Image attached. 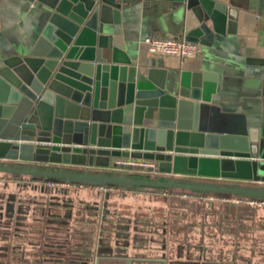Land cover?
<instances>
[{
	"label": "water",
	"instance_id": "1",
	"mask_svg": "<svg viewBox=\"0 0 264 264\" xmlns=\"http://www.w3.org/2000/svg\"><path fill=\"white\" fill-rule=\"evenodd\" d=\"M33 1L25 42H0L1 175L264 200V79L253 108L229 111L207 63L158 76L116 47L117 0ZM176 1L198 22L185 40L233 31L236 0ZM117 156L157 173L112 169Z\"/></svg>",
	"mask_w": 264,
	"mask_h": 264
},
{
	"label": "crops",
	"instance_id": "2",
	"mask_svg": "<svg viewBox=\"0 0 264 264\" xmlns=\"http://www.w3.org/2000/svg\"><path fill=\"white\" fill-rule=\"evenodd\" d=\"M117 1L121 4L120 15L118 22L113 25L112 41L124 54L133 59V63L140 70L146 71L151 68L158 72L155 75H162L163 72H167L169 75L178 74L180 70L201 69V64L207 63V67L218 74L217 96L220 94L225 99L227 106L225 109L243 114L254 107L256 104L254 94L261 90L264 79V0H236L240 7L233 31L226 32L219 45L205 46L201 44L202 54L185 60L174 55H152L148 53L144 41L148 36L183 39L185 33L198 24L194 14L185 8L184 3L176 0ZM241 3L247 5V8L244 9ZM33 6V0H0L1 43L4 42L13 46V44L25 42L35 20ZM211 59H216L217 64L214 65L213 62L210 64ZM112 160L111 158L110 164ZM165 196H169L168 198L174 201V195L166 193ZM211 197L212 195L208 198ZM131 200L132 196H125L121 204H129ZM10 201L13 202V205L8 208L9 217L3 207L1 208L2 212L0 211V264H33L35 253L47 251V246L43 242H47L44 236L48 235V222H45L47 220L46 213H48V189L46 186L42 187L40 179L20 176L8 177L0 183V202L4 205ZM231 201L230 208L236 214L239 211L241 213L248 212L250 209L247 202L236 203L233 198ZM93 204L96 207L99 205L97 202ZM101 204L103 203L101 202ZM242 204L249 205V207L243 208L241 207ZM107 205L111 208L114 205L121 208L118 203L113 201L108 202ZM194 205L189 206L188 210L199 211L201 205ZM95 206L91 208L95 210ZM148 206L149 209H153L157 205L150 203ZM166 206L167 210L177 213L176 216L172 217L171 222L178 223V219H181L179 211L183 205L171 202L167 203ZM28 207L29 211L25 214L26 218L20 221L17 214H21L23 209ZM186 210L183 209L182 212L184 213ZM43 216L45 217L42 218ZM168 225L170 224H157V226L151 224L153 228H144L133 219L129 231L130 238L135 237L136 233H150L152 234L150 242L160 241L157 238L162 236L161 231L172 236L170 235L171 230L165 231L163 229L164 226L168 227ZM186 226L190 227L191 224H186ZM168 229L170 228L168 227ZM208 236L211 239V235L208 233L201 236L206 238V247L201 249L199 246L198 252L192 249L177 252L174 248V238L173 240L171 237V240L168 238L166 243L171 241V252L162 253L166 257L163 259L164 264H242V261L236 260L234 254H228L226 258L218 259V255L222 257L223 253H214L209 246L210 239ZM185 238L191 242L187 234H185ZM251 238L253 239L254 236L245 240L250 242ZM228 239L225 238L226 241H224L227 246L229 245ZM131 240L137 239L131 238ZM261 241L263 240L256 239V242L253 240V248L254 245H259ZM136 243L141 244L140 241ZM240 243L244 248L248 247L244 242L240 241ZM149 248L140 253L135 248L131 251V247H128L125 253H103L99 251L100 253L94 254V260L91 264H161L157 253H145V251L154 250L152 247ZM225 250L229 251L227 248L223 249V251ZM242 252L245 253V249ZM240 254L242 255V253ZM99 257L100 260L97 261ZM57 258L56 264H87L85 262L86 256L83 253H76V256L71 258L72 260L64 257ZM186 258L191 260L183 261Z\"/></svg>",
	"mask_w": 264,
	"mask_h": 264
},
{
	"label": "trees",
	"instance_id": "3",
	"mask_svg": "<svg viewBox=\"0 0 264 264\" xmlns=\"http://www.w3.org/2000/svg\"><path fill=\"white\" fill-rule=\"evenodd\" d=\"M40 183L42 187H48V213H46L47 220H45V222H48V235L44 236L47 242H43V244L47 246V251L35 253L33 264H56L57 257L71 259L76 256V253H68V251L63 250L71 244L73 232H80L79 235L81 234L83 240H85V238L88 239L87 247H85L88 253H83L86 256L85 262L87 264L92 263L95 253H125L127 248L130 247L132 240L130 237L126 238V235L130 236L129 231L131 222L133 219H137L135 217L130 218L127 215H121L119 218L121 222L114 220L117 219V217L114 218L111 216V210L115 209L116 206H112L113 208L109 207L107 205L109 201L106 198L111 194H116L119 198L112 196L111 199L114 198L113 202L120 203L123 201L126 193L140 189L113 186V190H102L97 188L98 185H80L81 183H75L74 186L69 187H60L56 185L54 181L42 179H40ZM144 191L151 194H162V198L165 199L169 197L165 196L166 193L172 194L175 198L174 201L170 200V203H181L187 209L189 206H195L194 204H200V212L197 210L199 233L201 236L205 233L211 235L209 246L214 253H223L222 257L218 255V259L226 258L228 254H234L235 258H237L236 260L242 261V264H264V204H258L256 200L236 198L229 195L188 194L183 191H157L154 189H146ZM210 195H212V198L209 199L208 197ZM232 198L237 199L234 201L236 203H249L250 209H248V212L241 213L239 211V213L236 214L233 211L231 215L230 205ZM96 202L99 204L97 207L93 204ZM101 202L103 204H101ZM11 205H13L11 201L9 203H4V205L0 202V211L2 212L1 208L3 207V210L6 211L5 213L8 214L9 217L8 208ZM94 206L96 207L95 210L91 208ZM52 208H55L56 211H53ZM186 208L182 207L180 209V215H183L182 210H186ZM225 208L227 210H225ZM215 209H221L224 212L216 211ZM28 211L29 207L23 209L21 214H17L20 221L26 218L25 214H27ZM44 217L45 216L42 218ZM213 222L217 225L212 226ZM241 223L248 226V228L241 226ZM59 226L62 228H59ZM110 226H112V230H110ZM209 227L215 228V235L208 231ZM234 227L247 230L250 236H254V238H251L250 242L243 238H238V235L235 234L237 232L233 230ZM230 229L233 240L229 242L227 246L224 240L228 237H225V234L230 232ZM256 239L263 241H261L259 245H254L253 248L252 241L254 240L256 242ZM197 240V245L193 243L190 244L192 250L196 252H198L199 246L201 249L206 247V238L199 237ZM240 241L244 242L248 247L244 248ZM180 243L181 242H179L177 246L183 247L184 244L181 245ZM137 244L138 246L140 245L139 243H136V245ZM37 245H39V243H37ZM80 247L83 248L84 245L81 244ZM225 248L229 249V251H223ZM138 249H140V246ZM244 249L245 253L242 252ZM180 250L183 252L186 249L184 248L183 250L179 248L176 251L179 252ZM240 253H242V255ZM59 260H61V258H59Z\"/></svg>",
	"mask_w": 264,
	"mask_h": 264
},
{
	"label": "rangeland",
	"instance_id": "4",
	"mask_svg": "<svg viewBox=\"0 0 264 264\" xmlns=\"http://www.w3.org/2000/svg\"><path fill=\"white\" fill-rule=\"evenodd\" d=\"M35 12V9L33 10ZM46 188L48 189V187L46 186ZM141 190V191H140ZM137 190V191H131L126 193L125 195L127 197H131L132 196V200L129 204H121L119 206H121V208H115L111 210V216L117 219V222H121V220H119L121 215H127L128 217L132 218L135 217L138 221V224L141 226H144V228H153L151 226V224H153L154 226H157V224H167L169 223L170 225H168V227L170 229H168V227L164 226L163 229L165 231L171 230V234L172 236H169L167 234V232H163L161 231V235L162 236H158L159 238H157L160 241H152L150 242V237H152V234H142V233H138L135 234V237H131V238H135L137 240H132V244L130 243V247H131V251L133 250V248H136L137 250H139L138 252L140 253L142 250L144 249H148L149 247L154 248V250L151 251H145V253H157V256H159L158 260L163 262V259H166L165 255L163 256L162 253H166L167 251L171 252L170 250V244L171 241H168L170 243L166 244V240H173L174 238V248L176 250H178L179 248H182L184 250V248L186 249L185 251H190L189 249H192L190 243L196 244L198 243V238L201 237L200 233H199V223L197 220V214L200 211H189L188 209L183 213V215H180L181 219H178L179 222L174 223L171 222V219L173 216H176L177 213L172 211H169L166 209V205L167 203H170V199L167 198H162V194H151L148 193L147 191H144L142 189ZM148 193V194H147ZM114 196L116 198H119L118 195L116 194H111L109 197H107L106 199L110 202V201H114V198L111 199V197ZM130 199V198H129ZM123 203V202H122ZM150 203H155L157 206H151L153 207V209H149V204ZM115 206V205H114ZM165 207V209H164ZM185 207V206H182ZM243 208H247L249 207V205H243ZM233 208V207H232ZM213 209V208H212ZM210 209V210H212ZM53 211H56L55 208H52ZM164 210V211H163ZM216 211H223V210H217ZM225 210H227L225 208ZM231 211V215L232 212L234 211L233 209L230 210ZM224 212V211H223ZM172 213V214H171ZM171 214V215H170ZM179 214V213H178ZM123 219V218H121ZM176 220V219H175ZM191 224L190 227H187L186 224ZM217 224L215 222L212 223V226H216ZM241 226L248 228V226H246L245 224L241 223ZM59 228H62L59 226ZM112 226H110V230H112ZM233 230H235L238 235V238H243V239H249L250 235L249 232L247 230H242V229H238L236 227L233 228ZM59 231V230H56ZM61 231V230H60ZM208 231L215 235L214 232L216 231L214 227H209ZM80 232H73L72 236H71V244L69 246H67L65 249L68 251V253H88V250H86L85 247H87V243H88V239L85 238V240H83L81 238V234L79 235ZM82 233V232H81ZM185 234H187V236L191 239V242H188V240H186L185 238ZM228 236V241L231 242L232 241V234H231V229L230 232L227 233ZM225 236L227 237V235L225 234ZM129 235H126V238H129ZM171 237V239H170ZM119 238V237H118ZM176 238V239H175ZM208 238L210 239V236H208ZM140 241V249H138V244L136 245V242ZM226 241V240H224ZM179 242H181L180 244L183 245V247L177 246V244L179 245ZM83 244L84 247H80V245ZM197 245V244H196ZM90 246V245H89ZM185 246V247H184ZM164 248V250H163ZM201 248V247H200ZM150 249V248H149ZM130 252V251H129ZM181 252V250L179 251ZM108 253H112V252H108ZM211 254V253H210ZM187 260H191L190 258H186V260L183 261H187Z\"/></svg>",
	"mask_w": 264,
	"mask_h": 264
},
{
	"label": "built area",
	"instance_id": "5",
	"mask_svg": "<svg viewBox=\"0 0 264 264\" xmlns=\"http://www.w3.org/2000/svg\"><path fill=\"white\" fill-rule=\"evenodd\" d=\"M148 53L152 55H174L182 60L192 59L202 54V45L199 42L180 39L178 37H161V36H148L144 39ZM112 169L128 172L140 173H157L156 161L146 158H137L131 156H117L112 160ZM8 179L0 174V183ZM54 183L60 187L74 186L73 182H57ZM82 185V184H80ZM97 188L106 190H113L112 185L100 184ZM212 198V197H211ZM234 201L237 200L233 198ZM258 204H264V200L257 201Z\"/></svg>",
	"mask_w": 264,
	"mask_h": 264
}]
</instances>
